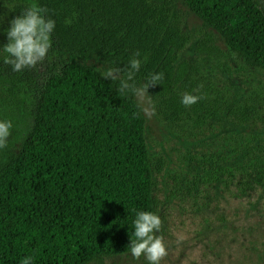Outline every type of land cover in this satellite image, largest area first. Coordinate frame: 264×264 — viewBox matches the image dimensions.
<instances>
[{
    "label": "trees",
    "instance_id": "trees-1",
    "mask_svg": "<svg viewBox=\"0 0 264 264\" xmlns=\"http://www.w3.org/2000/svg\"><path fill=\"white\" fill-rule=\"evenodd\" d=\"M24 1L15 4V16L34 2L48 10L46 18L55 20V28L45 59L35 67L13 71L0 58V120L13 124L7 147L0 149V264H21L26 256L31 264H91L131 253L136 212H157L154 176H161L166 160L149 153L135 96L121 97L118 81L104 79L99 69L74 57L102 55L109 68H122L137 52L142 61L138 86L150 74H164L148 95L159 122L177 138L209 137L220 128L213 122L222 119L252 128L222 134L228 155L184 150L176 157L182 174L196 181L185 192L192 211L204 206L200 189L222 177L226 187L235 185L238 198H255L249 206L260 202L261 207L249 208V216L262 219L235 228L248 237L238 242L236 254L240 263L264 264L260 95L251 90L234 96L188 55L190 37L169 0ZM180 1L217 34L229 55L264 71L259 0ZM208 42L200 43L203 50L210 51ZM186 93L201 99L185 107ZM23 96L31 103L29 122L17 118ZM231 156L235 163L227 161ZM197 168L206 172L205 184ZM173 180L183 187L180 175Z\"/></svg>",
    "mask_w": 264,
    "mask_h": 264
},
{
    "label": "rangeland",
    "instance_id": "rangeland-1",
    "mask_svg": "<svg viewBox=\"0 0 264 264\" xmlns=\"http://www.w3.org/2000/svg\"><path fill=\"white\" fill-rule=\"evenodd\" d=\"M153 1L163 2V0ZM169 1L172 13L179 17L183 31L190 37L186 48L188 55L214 76L221 85H228L234 96H244L249 91L255 90L260 95L264 111V71L249 68L241 59L229 55L217 34L192 15L180 0ZM18 2L25 1L7 0L12 12L0 16V24L4 28L10 26L8 22L15 16L14 6ZM259 2L264 7V0H259ZM2 5L3 0H0V6ZM0 11L6 10L0 7ZM208 38L210 42L206 45L210 47V51L203 50L200 45L202 40ZM6 42H8L6 36L0 33V45ZM74 59L83 64L92 65L101 72L109 68L103 61L102 55L89 59L77 57ZM144 83V81H140L139 86ZM22 102L23 105L17 108V118L25 117L29 122L31 120V103L25 96H23ZM142 114L145 119V138L150 155L152 157L162 155L166 160L161 176L158 178L154 176V195L158 201L156 214L161 217L163 223L162 229L156 234L163 237L168 249V256L161 261V264H244L238 262L236 246L238 242L239 244L246 243L248 237L244 232H240L238 235L235 228L238 223L241 227L246 228L248 222L262 219L249 216L251 212L249 208L254 209L256 205L261 207L260 202L249 206V202H254L255 198L251 196L243 199L238 198L235 185L229 184L226 187L223 183L224 177H222L212 185L210 184L211 186L205 185L200 189V198L204 202V206L199 211H192L189 197L185 192L196 181L192 180L190 176L182 174L183 167L178 162L176 154L178 151L191 150L199 154L219 151V155H228L230 148L221 146L222 134L251 131L252 128L248 126L239 128L222 119L219 122H213L220 125L216 133L198 141H186L169 132L159 122L156 115L148 118L143 112ZM15 124L22 131L19 121ZM257 133L264 135V131ZM227 161L236 162L234 156L229 157ZM196 173L199 178L206 179L202 182L203 184L209 181L205 171L197 168ZM175 174L176 176L180 175L182 179L181 187H183L181 189L175 185L176 180H173ZM186 180L187 183L184 185ZM239 206L244 210L240 211ZM180 236H183L184 239L178 243ZM91 264H147V261L143 257L136 260L131 253H128L104 257L101 262Z\"/></svg>",
    "mask_w": 264,
    "mask_h": 264
},
{
    "label": "clouds",
    "instance_id": "clouds-1",
    "mask_svg": "<svg viewBox=\"0 0 264 264\" xmlns=\"http://www.w3.org/2000/svg\"><path fill=\"white\" fill-rule=\"evenodd\" d=\"M6 11H0V16L12 12V9L3 0L0 6ZM47 9L37 3H31L28 7L10 19L9 27L4 28L0 24V33L7 38V43L0 47V58L3 63L11 65L13 71H22L24 68L35 67L43 61L51 47V34L55 28V20L46 18ZM70 23V21H68ZM140 53L137 52L124 67H113L103 71L101 75L106 80L119 82L117 92L123 97L132 94L136 97L137 106L148 117L155 115V107L149 97V87L162 84L164 74H150L148 80L143 85L138 86L135 82L136 73L139 72L142 61L138 59ZM145 59H147L145 57ZM201 99L200 96L184 94L181 103L185 107H190ZM13 124L11 121L0 120V149L7 147L8 139L11 135ZM133 211H136L133 209ZM163 223L159 215L151 211L136 212L134 220V234L131 235L130 247L131 255L134 259L140 260L142 257L147 264H161L168 256V249L162 236L157 235L162 229ZM184 239L178 238V243ZM32 257L26 256L21 264H31Z\"/></svg>",
    "mask_w": 264,
    "mask_h": 264
}]
</instances>
